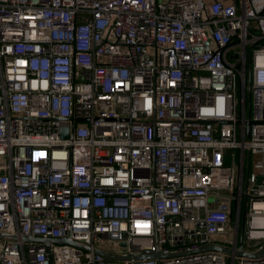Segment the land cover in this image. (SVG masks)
<instances>
[{"label":"built area","instance_id":"built-area-1","mask_svg":"<svg viewBox=\"0 0 264 264\" xmlns=\"http://www.w3.org/2000/svg\"><path fill=\"white\" fill-rule=\"evenodd\" d=\"M260 220L264 0H0V264H264L207 248Z\"/></svg>","mask_w":264,"mask_h":264},{"label":"water","instance_id":"water-1","mask_svg":"<svg viewBox=\"0 0 264 264\" xmlns=\"http://www.w3.org/2000/svg\"><path fill=\"white\" fill-rule=\"evenodd\" d=\"M249 77V75H248ZM250 82V79H248V84ZM247 96H248V100L251 98V92L248 90L247 91ZM249 127H250V123H249ZM63 135L67 137V134L65 131H63ZM250 153L247 154V163H246V167L244 170V181H245V185H247V181H248V177H249V173H250ZM220 197H228L230 199L233 198V196H230L228 194H224V193H217ZM246 196V195H245ZM246 198L244 199V211L246 208ZM244 213L242 214L241 219H245V216H243ZM238 222V221H237ZM242 222V221H241ZM240 227V225H239ZM237 225V229L239 228ZM238 233V232H237ZM0 237H7V238H12V239H16V235L14 234H8V233H0ZM243 230H240L239 232V242L242 243L243 240ZM24 240H33V241H40V242H50V243H58V244H64V243H70L76 246H79L81 248L87 249V247L83 244H80L78 242H75L73 240H71L70 238H42V237H24ZM207 248H211V249H216V250H220L223 251L225 253L228 254H234V255H241V256H246V257H256V256H260L262 254H264V246L262 248H259L258 250L255 251H245L242 250L241 245L236 248V244L233 245L231 248L228 247H224V246H218V245H213V246H208ZM96 252L106 256L107 258L113 259V260H123L126 258H159L162 256V254L160 252H153V253H149V254H138V255H132V256H115L111 253L102 251V250H96ZM177 252L174 253H170V256L176 255Z\"/></svg>","mask_w":264,"mask_h":264},{"label":"rangeland","instance_id":"rangeland-1","mask_svg":"<svg viewBox=\"0 0 264 264\" xmlns=\"http://www.w3.org/2000/svg\"><path fill=\"white\" fill-rule=\"evenodd\" d=\"M232 152H233V151H229V153H228V160H227V163H228V164H232V163H233V159H232V157H231ZM237 153H238V152H237ZM243 205H244V202H243ZM233 207H234L235 212H234L233 217L231 216V223H232V225L238 224V227H239V225H240V226H241V230H243V232H244L245 229H246V213H247V207L245 208L244 215H243V216H245V219H244V220L241 219L242 214H241V217H240V214L238 215V214L236 213V208H237V201H236V200L233 201ZM234 217H235V221H232V220L234 219ZM237 221H238V222H237ZM241 221H242V222H241ZM239 229H240V227H239ZM239 232H240V230H239ZM230 233H231V235H232V230H231ZM104 244H106V246H109V242H108V241H105V242L103 243V245H104ZM109 248H110L111 251H114V247H112L111 244H110Z\"/></svg>","mask_w":264,"mask_h":264},{"label":"trees","instance_id":"trees-1","mask_svg":"<svg viewBox=\"0 0 264 264\" xmlns=\"http://www.w3.org/2000/svg\"><path fill=\"white\" fill-rule=\"evenodd\" d=\"M234 212H235V210L233 209L232 217L234 215ZM243 213H244V205L241 208V214H243ZM232 221H235V217H234V219ZM239 230H241V226H240V229Z\"/></svg>","mask_w":264,"mask_h":264},{"label":"bare ground","instance_id":"bare-ground-1","mask_svg":"<svg viewBox=\"0 0 264 264\" xmlns=\"http://www.w3.org/2000/svg\"><path fill=\"white\" fill-rule=\"evenodd\" d=\"M259 222H260L261 224H264V220H260Z\"/></svg>","mask_w":264,"mask_h":264},{"label":"crops","instance_id":"crops-1","mask_svg":"<svg viewBox=\"0 0 264 264\" xmlns=\"http://www.w3.org/2000/svg\"><path fill=\"white\" fill-rule=\"evenodd\" d=\"M226 1L230 2L231 0H226Z\"/></svg>","mask_w":264,"mask_h":264}]
</instances>
